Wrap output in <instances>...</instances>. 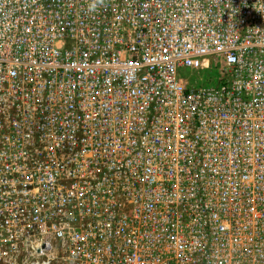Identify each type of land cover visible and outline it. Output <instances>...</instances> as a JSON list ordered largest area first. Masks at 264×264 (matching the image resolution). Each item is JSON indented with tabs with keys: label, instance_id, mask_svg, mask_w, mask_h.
I'll use <instances>...</instances> for the list:
<instances>
[{
	"label": "built area",
	"instance_id": "built-area-1",
	"mask_svg": "<svg viewBox=\"0 0 264 264\" xmlns=\"http://www.w3.org/2000/svg\"><path fill=\"white\" fill-rule=\"evenodd\" d=\"M0 264H264V0H0Z\"/></svg>",
	"mask_w": 264,
	"mask_h": 264
},
{
	"label": "clouds",
	"instance_id": "clouds-1",
	"mask_svg": "<svg viewBox=\"0 0 264 264\" xmlns=\"http://www.w3.org/2000/svg\"><path fill=\"white\" fill-rule=\"evenodd\" d=\"M95 7H96L95 3H92V4L89 5L90 10L95 9Z\"/></svg>",
	"mask_w": 264,
	"mask_h": 264
}]
</instances>
